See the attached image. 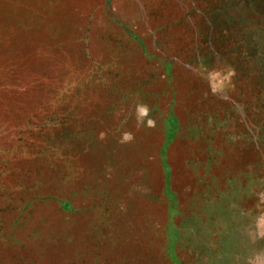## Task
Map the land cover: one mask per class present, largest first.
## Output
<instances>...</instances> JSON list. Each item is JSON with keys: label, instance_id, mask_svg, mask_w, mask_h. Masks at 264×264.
Instances as JSON below:
<instances>
[{"label": "rangeland", "instance_id": "obj_1", "mask_svg": "<svg viewBox=\"0 0 264 264\" xmlns=\"http://www.w3.org/2000/svg\"><path fill=\"white\" fill-rule=\"evenodd\" d=\"M262 191L264 0H0V264H248Z\"/></svg>", "mask_w": 264, "mask_h": 264}, {"label": "clouds", "instance_id": "obj_2", "mask_svg": "<svg viewBox=\"0 0 264 264\" xmlns=\"http://www.w3.org/2000/svg\"><path fill=\"white\" fill-rule=\"evenodd\" d=\"M205 70L207 71L206 66ZM235 75V70L231 69L226 74L221 76V73L219 71H210L208 73V82L211 87V91L213 93L222 90L227 83H230L231 77ZM136 119H137V126L139 127L141 124H144L146 122V125L148 127L154 126V121L149 118V108L146 104L140 103L136 106ZM123 139L121 142H130L133 137L131 133H123L122 134ZM104 137V134L101 133V138ZM257 196L259 197L260 203H264V191L257 193ZM256 236L258 238L264 239V213H261L257 217L256 220ZM264 254L258 253L253 259H250L248 261V264H264Z\"/></svg>", "mask_w": 264, "mask_h": 264}, {"label": "crops", "instance_id": "obj_3", "mask_svg": "<svg viewBox=\"0 0 264 264\" xmlns=\"http://www.w3.org/2000/svg\"><path fill=\"white\" fill-rule=\"evenodd\" d=\"M89 13H93V10H92V11H90Z\"/></svg>", "mask_w": 264, "mask_h": 264}]
</instances>
